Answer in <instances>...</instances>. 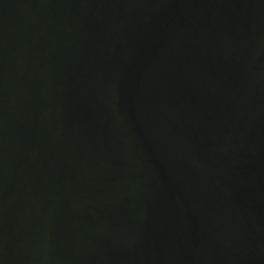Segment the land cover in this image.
Segmentation results:
<instances>
[{
	"label": "water",
	"instance_id": "obj_1",
	"mask_svg": "<svg viewBox=\"0 0 264 264\" xmlns=\"http://www.w3.org/2000/svg\"><path fill=\"white\" fill-rule=\"evenodd\" d=\"M0 264H264V0H0Z\"/></svg>",
	"mask_w": 264,
	"mask_h": 264
}]
</instances>
